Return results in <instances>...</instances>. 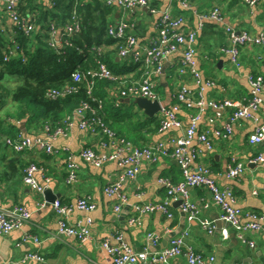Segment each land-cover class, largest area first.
Here are the masks:
<instances>
[{
    "label": "crops",
    "instance_id": "0c3cea01",
    "mask_svg": "<svg viewBox=\"0 0 264 264\" xmlns=\"http://www.w3.org/2000/svg\"><path fill=\"white\" fill-rule=\"evenodd\" d=\"M51 1L27 0L20 5V9L18 8L20 15L34 22V30L29 35H25L18 30L14 21L7 18L0 0V116L6 111L12 113L15 110V105L11 101V92L18 85L17 76L10 74L7 69L3 71L2 68H6L10 61L25 62L26 56L23 48L19 46L18 38L22 37L21 35L28 37L31 47H27V50L33 53L39 45L38 37L44 31L49 32L54 23L49 36L55 52L60 51L68 39L70 46L76 50L73 64L79 68L81 64L78 61L87 62L89 57L93 58L90 50L92 47L97 54L95 62L100 59L101 63L117 76L116 82L112 84L98 82L94 95L100 104L92 101L91 106L92 108L103 106V109L110 112L108 121H116L118 132L131 141V119L128 118L131 112L127 111L131 100L120 98L116 91L130 83L140 81L145 76L144 69L140 70L132 63V54L125 58L120 57L117 53L118 45L105 43V38L99 39L92 31L88 35L89 41L82 40L80 45H76L72 39L77 38L78 35L75 34L70 38L64 34L63 22L31 19L33 15L40 17ZM111 1L112 4L107 5V0H78L82 7V15L85 17L84 21L93 27L92 30L98 23L95 16L96 9L112 7L111 14L106 18L107 25H117L120 22L133 24L134 30L131 25V33L136 37L135 49L149 48L160 28L161 14L169 10L173 20L181 21L178 27L169 29V32L192 37L189 45L180 47L162 62V76L159 77L156 87V94L162 103H175L176 99L173 95L180 86L186 87L192 93L195 103L200 100L203 103L212 101L216 104L229 101L246 105L252 99L247 76L264 77V48L256 45L241 47L238 65L230 63L227 56L219 52V48L227 44L226 28L246 31L253 36L264 32V0H259L254 7L248 6L244 0H186L189 4L188 9H183L177 0H147L148 8L133 7L127 10L120 6L118 0ZM214 9H219L221 12L220 21L204 18ZM188 46L193 49V59L201 77L199 85L196 84L188 68L182 64V56ZM4 57H6L5 61H3ZM152 78L157 79L156 76ZM6 82L12 83L13 87H6L4 84ZM259 97L262 105L253 118L233 120V113L237 108L226 107L221 116L215 119L219 128L230 126L231 135L226 139H216L212 136V130L216 127L209 125L207 118L213 116L214 110L207 107L201 109L196 104L192 107L185 105L180 107L179 128L148 133L145 129L137 127L131 142L137 147L161 142L164 149L171 152L176 141L184 136L191 119L197 116L198 131L209 133L213 141V149L207 151L193 140L189 150H195L198 156L191 167L195 171L200 165L207 166L211 177L220 188L232 189L236 198L234 207L238 211L243 215L253 213L264 218V167L253 162L258 155H264V142L249 144V137L254 127L264 123V91ZM76 108L71 114L62 118L69 119L70 127L66 130L65 137L53 143L55 155L46 156L41 152L27 151L20 156L25 164L34 162L39 167L40 171L36 173L35 178L38 185L44 187L43 192L36 193L26 187L22 180V172L13 174L20 157H9L4 154L10 153L0 152V209L10 210L21 205L31 213L30 219L20 228L7 235H0V264H38L34 260L24 259L25 254L29 252L42 255L48 264H112L110 256L101 246L104 241L110 245L126 244L137 253L140 251L149 253L150 250L157 251L163 248L169 236H179L184 230L188 231L185 244L203 256H215L216 264H264V237L258 232L244 231L242 235L245 241L254 244L250 247L237 239L235 229L232 227L221 223L218 228L216 223L219 222L221 211L213 204L211 194L205 188L190 189L189 199L198 209L199 220L215 222L216 230L211 235L207 234L198 221L188 224L182 218L179 207L175 206L176 201H173L169 207L171 218H166L158 212L140 216L133 210L136 205L163 200L166 193L159 182L161 179H168L172 183L182 180L181 170L170 155L160 156L154 164L142 162L137 178L122 180H120L122 169L115 162L95 168L84 161H77V181L67 185L64 179L65 160L68 154L77 153L83 147L97 149V137L77 127ZM133 112L140 117L135 107ZM140 113L145 115L142 110ZM11 122L20 131L22 137H28V133L32 135L36 133L40 138H44V134L41 133L43 127L37 128L38 131L30 127L27 131L24 121ZM237 163L242 165L243 174L237 179H228L227 168ZM7 168L10 173L4 175ZM17 170L20 171V167ZM114 182H119L118 192L107 196L104 188ZM120 195L126 196L127 204L121 211L115 212L113 206L119 201ZM87 196L95 202L96 208L92 212H84L76 207V201L80 197ZM51 199L54 202L60 201L68 208L67 220L71 224L88 222L89 238L79 242L72 237L57 234L53 203L47 202ZM130 217L136 218L131 225L128 222ZM241 218L243 222H249V219ZM221 228H227L229 232L227 239H223ZM34 239L38 242L35 243ZM142 264H150V262L145 261ZM164 264L187 263L183 257H176Z\"/></svg>",
    "mask_w": 264,
    "mask_h": 264
},
{
    "label": "built area",
    "instance_id": "2783aa9c",
    "mask_svg": "<svg viewBox=\"0 0 264 264\" xmlns=\"http://www.w3.org/2000/svg\"><path fill=\"white\" fill-rule=\"evenodd\" d=\"M4 7V12L7 18H10L17 25L18 30H21L25 35H29L34 30V25L31 20L22 17L18 11V5L20 0H1ZM183 9H188L189 4L186 0H177ZM244 2L254 7L258 4L259 0H244ZM52 3V1H51ZM120 6L124 9H131L133 7H149L147 0H118ZM112 1L107 0V5H111ZM151 11H153L151 9ZM171 12L165 10L159 20L160 28H158L156 38L153 40L149 48H136V37L134 33H131V25L134 30V25L128 22H120L117 25H110L108 27V34L113 38L116 45L119 46V56L122 58L132 54V62L140 65L139 69H144L145 76L138 82L127 85L125 89L116 91L118 95L122 97L130 96V98H145L149 101L157 100L156 83L152 81V76H158L162 73V62L171 53L178 50L184 45H189L192 41V37H184L181 34L170 33L169 29L176 28L181 24L180 20H173L170 17ZM204 18L220 21L221 12L219 9H214L210 15ZM47 33L46 43L52 46V39L50 33L52 27ZM78 29V19L75 14L71 15L68 22L62 25V31L68 37H73ZM225 35L227 38V46L221 48L223 55L227 56L230 63L238 65L239 63V48L246 45H256L264 48V32L258 35H251L246 31H236L231 28L225 29ZM124 40L119 44V40ZM69 44L66 39L64 46ZM6 57L3 58V61ZM182 64L188 68L190 74L194 78L196 84L201 83L200 74L196 68L195 61L193 59V49L188 46L187 51L183 53ZM72 82L74 84H65L56 89H49L46 96L53 100H58L66 97L69 94L74 93L76 83L84 81L88 91L91 90L95 79H105L115 81L117 76L112 74L104 64L96 61V67L94 69L86 71L84 74L72 73ZM247 81L251 89L252 99L246 105H240L238 103H231L226 101L222 104H216L212 101L203 103L201 100L197 103L194 102L192 93L184 86L177 88L175 99L176 103L170 107H161L158 117V132H165L170 129L179 128L181 123L178 119V113L180 105L184 104L187 107L195 106L196 104L202 109L207 107L214 110V114L208 117L207 120L210 124L215 122L217 117H220L223 109L226 107L237 108L233 113V120H239L240 118H253V115L257 113L261 108L260 93L264 91V77L261 75H249ZM88 105L83 104L82 109L77 111L78 115H82V111L87 109ZM207 109L205 108V111ZM198 117H194L190 121V125L185 130L184 136L176 141L175 147L171 152L164 149L161 142H157L154 145L146 147H137L133 143L129 144L122 137L117 136L112 130H110L101 120L100 117L93 119L92 122L95 126L99 127L103 135L107 137L108 144L101 143V146L105 149L101 154H96L91 150H86L81 153V157L95 167H100L106 162H115L122 169L120 180L123 178L135 179L140 173V165L142 162L155 163L160 156L170 155L182 173V180L178 183H172L168 179H161L159 182L166 190V196L161 202L147 203L143 205L134 206L133 210L140 216L145 214H153L155 212L165 215L167 218H171L172 215L169 211L171 202L181 200L180 211L185 214V220L188 224L193 221H198L201 227L206 230L207 234L211 235L216 230V224L214 221L199 220L198 209L192 204L189 199V191L193 188H205L211 194L213 204L221 211L219 222L228 225L235 229L236 237L242 243H247L242 235L244 231H254L260 233L264 237V218L248 213L244 216L245 219H249V222H243L240 217V212L234 207L235 195L230 187L220 188L217 182L211 177L210 171L207 166L200 165L193 170L191 166L198 154L195 150H189L191 142L196 140L206 150L212 149V138L207 132L197 131ZM62 123H69V119H64ZM88 124V121L81 119L79 125L84 127ZM45 131L49 130V127L43 128ZM61 132L60 128H56L54 135ZM231 135L230 126L226 125L223 128L214 129L212 136L215 138L226 139ZM264 142V123L254 127L252 135L249 137V144L256 145ZM39 146H43V142L37 141ZM29 145V141H24L19 145H14L16 151L22 150L25 146ZM257 165L264 167V155H258L254 161ZM74 164H70L71 169L66 182L75 181ZM35 171V167L32 166L28 169V175L25 179L26 184L31 190L36 193H41L44 187H40L37 181L32 176ZM243 167L240 163L235 164L233 167H229L226 172L228 179H236L243 174ZM119 182H114L108 185L104 189V193L107 196L114 195L118 192ZM256 194V193H255ZM119 201L113 206L115 212L121 211L123 205L127 202L125 195L119 196ZM55 213L57 215V234L67 237L77 238L83 242L89 238V224L88 222L82 225L78 222L75 226H71L65 222L67 218L68 210L65 207L55 201L53 203ZM95 203H90L88 199L80 200L78 202V209L83 211H93L95 209ZM29 218L28 212L22 208L17 207L14 210L0 214V235L9 234L14 228L19 227L22 222ZM136 218H129L128 222L133 224ZM220 233L223 239H227L229 232L227 228H221ZM188 235V231L184 230L179 236L173 237L169 240L168 245L154 253H137L130 246L119 243L110 245L107 241L102 243V248L110 256L112 264H142L145 261H149L150 264H163L167 260L176 256L183 255L188 264H216L215 256H203L195 252L191 247L187 246L184 242L185 237ZM120 240V239H118ZM250 247H253L252 242L247 243ZM25 260L39 261L41 264H48L45 260L37 255L31 253L24 256Z\"/></svg>",
    "mask_w": 264,
    "mask_h": 264
},
{
    "label": "trees",
    "instance_id": "16d2710c",
    "mask_svg": "<svg viewBox=\"0 0 264 264\" xmlns=\"http://www.w3.org/2000/svg\"><path fill=\"white\" fill-rule=\"evenodd\" d=\"M24 1H27V0H20L19 5H18L19 9H20V5ZM48 3H49V7L43 12V14L40 17H37V15L35 16L33 15L31 16V19L36 20L37 18L38 20V18H41L44 21L48 19L49 22L59 21V22H63L64 24L66 21L70 20L71 15L75 14L78 19V29L75 33L78 36L77 38H73L72 40H74V43L76 45H80V42L82 40L89 41L88 35L89 33H91V31L99 39L105 38V41H104L105 43L114 44L113 38L107 35L109 25H107L108 22L106 19L107 16L111 14L112 7L105 6V7L96 9L95 16H96V19L98 20V23L95 29L92 30L93 27H91L90 24L84 21L85 17L82 15V7L80 6L78 0H52V3L50 2ZM46 35H47L46 31H44L42 32V35L38 37L39 45H38L37 50L33 53H30L27 50V47H31V44L28 43L29 38L25 37L24 35H21L22 37H19L18 40H19V46L23 48L25 56H26L25 62H21L20 60L10 61L9 65L6 68H2L3 71L7 69L10 74L16 75L17 76L16 79L20 81L21 83L20 85L16 86V89L14 91L11 92V101L15 105V110L12 113H9L8 111H6L3 116L2 115L0 116V152L1 151L8 152L10 154H4V155L9 156V157L15 156L17 158L25 154L27 151L41 152V153H44L46 156L55 155L56 151L54 150L53 143L57 139L65 137L66 130L70 127L69 123H66V124L62 123V121L64 120L62 118L71 114V111L77 107L75 110L77 127L81 130L88 131L93 136L97 137V144H96L97 149H92L90 147H83L77 153L68 154L65 160V179L64 181L67 185H72L76 183L77 181L78 167L76 165V162L84 161L88 163L81 157V153L86 150H91L96 154H101L103 151H105V149L101 146V143L105 142L106 144H108L107 137L103 135L99 127L94 125V123L92 122L93 119L100 117L102 122L110 130H112L117 136H120L129 142L132 141L133 134L137 132L136 131L137 127H139L140 129H145L148 133H155L156 131H158L159 120H158V115H155L153 118H149L145 115H142L140 113V110L131 100V103L128 104V107H127V111L131 112L128 115V118L131 119V125H130L131 141L130 139L128 140V138L126 139L125 137H123L124 135L119 133L118 130L116 129V126H117L116 121H110V120L108 121L107 118L110 115V112L106 111V109H103V106L102 107L99 106L98 108H92L91 106L92 101L96 102V104L98 105L100 104L98 101H96V98L94 95L95 88L98 82L99 83L106 82V83L112 84L113 81L111 80L95 79L90 91H88L85 82L82 81V82L75 84L77 90L74 93L69 94L66 97L58 99V100H53V99L48 98L46 96V93L49 89H54V88L56 89L65 84H74L71 78L72 73L77 72L82 75L86 71L94 69L96 67L95 58H97V54L96 52L94 53V50H92L91 53L93 54V58L89 57V60H87V62H82L81 60L78 61V63L81 64V66L77 68L76 64H73V60L76 57V50L70 46V41H69V44L66 46V48L62 46L60 51L55 52L52 46L48 47L46 43V39H47ZM0 60H1V50H0ZM96 61L102 62L100 59ZM121 89L123 88H119V90ZM83 104H87L88 108L83 110L82 115L80 116L77 114V111L79 109H82ZM134 107L135 109H137V112L140 114V117L137 116L136 113L133 112ZM94 109H97V110H94ZM106 112H107V115H106ZM81 119L87 120L88 124L84 127H81L79 125V122ZM12 120H15L17 122L24 121L25 129L27 131L30 130L29 129L30 127L35 128L34 130L36 131H38V129H41L42 127L43 128L49 127V130L48 131H45V129L42 130L41 133L44 134V138H40L36 133H34L33 135L28 133L27 134L29 135L28 137H22L20 131L11 122ZM119 125L121 124L119 123ZM56 128H60L61 132L54 135ZM24 141H29V145L25 146L20 151H16L14 149V145H19ZM37 141L43 142L44 143L43 146H39L37 144ZM71 163L75 165L73 170H74L76 178H75V181L66 182V179L71 170L69 168V165ZM107 163L109 162L103 163V165L100 167H103ZM88 164L91 165L90 163ZM32 166L35 167V171L33 172L32 176L34 177V179H36L35 175L37 172L40 171L39 167L34 162H29L25 164V161H23L21 157L18 159V165L15 167L13 171V174L16 172L23 173L22 174L23 183L29 189L30 187L26 184L25 179L28 175V169ZM18 167H20V171L17 170ZM100 167H95V168H100ZM9 173H10V170L7 168L3 174L8 175ZM85 199H88L90 203H93V204L95 203L93 199L89 196L80 197L76 201V207L78 208V202L80 200H85ZM57 202L60 204V206L65 207L68 210V208L62 205L60 201H57ZM16 207H24V206L17 205ZM84 212H92V211H84ZM55 216H56V223H57L58 218H57L56 213H55ZM30 217H31V213L29 214V218L27 220L22 222V224L19 227L14 228L13 230L20 228L25 222H27L30 219ZM67 217H68V214H67ZM65 222L71 226H75L77 224V223L71 224L67 220V218L65 219ZM80 223L82 225L85 224L83 222H80ZM60 236H63V235H60ZM26 239L27 238H24V240ZM74 239L78 240L77 238H74ZM34 242L37 243L38 240L34 239ZM29 253L32 254V252H29Z\"/></svg>",
    "mask_w": 264,
    "mask_h": 264
},
{
    "label": "water",
    "instance_id": "95a60500",
    "mask_svg": "<svg viewBox=\"0 0 264 264\" xmlns=\"http://www.w3.org/2000/svg\"><path fill=\"white\" fill-rule=\"evenodd\" d=\"M129 100H131V99H129ZM132 102L137 106L138 109L142 110L143 113L149 118H153L161 109V105L157 100L156 101H149L145 98H134V99H132ZM47 202L52 204L54 202V200L51 199L50 201H47ZM180 205H181V200H177L175 202V206L179 207ZM181 216L183 219L185 218V214L182 213ZM216 224H217L218 228L221 226L220 222H217ZM173 237H175V236H172V237L169 236L166 239V241L164 242V247L167 246L168 241ZM159 250L160 249H158L157 251H159ZM142 252L143 251H140V253H142ZM149 252L153 253L155 251L150 250Z\"/></svg>",
    "mask_w": 264,
    "mask_h": 264
},
{
    "label": "bare ground",
    "instance_id": "6f19581e",
    "mask_svg": "<svg viewBox=\"0 0 264 264\" xmlns=\"http://www.w3.org/2000/svg\"><path fill=\"white\" fill-rule=\"evenodd\" d=\"M68 22V21H67ZM19 31H21V30H19ZM22 32V31H21ZM109 35V34H108ZM110 36V35H109ZM114 41V40H113ZM124 42V40L122 39V40H119L118 41V43L119 44H121V43H123ZM114 46L116 45V43H115V41H114V44H113ZM227 46V44L226 45H224V46H222V47H220L219 48V52L223 55V53L220 51L221 50V48H223V47H226ZM241 48V47H240ZM239 48V49H240ZM91 51L93 50V48L91 47V49H90ZM118 53V55H119V52H117ZM182 59H183V56H182ZM184 66V65H183ZM185 67V66H184ZM116 82V80L113 82V83H115ZM129 85H131V83L129 84ZM55 89V88H54ZM123 89H125V87L123 88ZM176 95V94H175ZM117 96H119L120 98H122V99H129V97L130 96H126V97H122V96H120V95H117ZM156 101V100H155ZM157 101L160 103L161 101L159 100V98H157ZM177 102V101H176ZM175 102V103H176ZM175 103H171V104H162V103H160V105H161V107H170V106H172V105H174ZM184 104H181L180 105V107L181 106H183ZM156 115H158V117H159V114L157 113ZM217 121L215 120V122L213 123V124H209V125H211V126H214V127H216V129H219V127L217 126ZM223 128V127H222ZM199 130V128H198V126H197V131ZM212 132H213V130H212ZM208 135H209V133H208ZM124 139V138H123ZM216 139H221V138H216ZM125 140V139H124ZM126 142H128L129 144H131V142H129V141H127V140H125ZM212 149H213V145H212ZM211 149V150H212ZM211 150H207V151H211ZM156 163V162H155ZM152 164H154V163H152ZM233 166H235V164L233 165ZM233 166H229V167H233ZM120 167V166H119ZM228 167V168H229ZM228 168H227V171H228ZM237 179V178H236ZM36 180V179H35ZM165 193H166V190H165ZM166 196V195H165ZM161 202V201H160ZM172 203V202H171ZM127 204V202L124 204V205H126ZM145 204H147V203H145ZM193 204V203H192ZM123 205V206H124ZM171 205V204H170ZM170 207V206H169ZM15 208H17V207H15ZM15 208H13V209H0V214H5V213H7V212H10V211H12V210H14ZM25 209V208H24ZM27 212H28V214H30V212L27 210V209H25ZM170 211V210H169ZM240 212V211H239ZM156 213V212H155ZM245 216V214L243 215L241 212H240V217H244ZM87 223V222H86ZM129 225H131V223H129ZM236 232V231H235ZM183 233V232H182ZM169 242V241H168ZM168 245V244H167ZM165 248V247H164ZM144 253H148V252H144ZM32 255H37V256H39V257H41V258H43L44 260H45V262H47V260L43 257V256H41V255H39L38 253H34V252H32ZM176 257H183L184 259H185V261H186V263L188 264V262H187V260H186V258L183 256V255H179V256H176ZM176 257H174V258H172V259H175ZM169 260H171V259H169ZM168 261V260H167ZM38 262V264H41L39 261H37ZM48 263V262H47ZM164 264V263H163Z\"/></svg>",
    "mask_w": 264,
    "mask_h": 264
},
{
    "label": "rangeland",
    "instance_id": "374dc122",
    "mask_svg": "<svg viewBox=\"0 0 264 264\" xmlns=\"http://www.w3.org/2000/svg\"><path fill=\"white\" fill-rule=\"evenodd\" d=\"M132 63H133V62H132ZM133 64H134V63H133ZM134 65H135L137 68L140 67V65H137V64H134ZM153 76H155V75H153ZM161 76H162V74L156 76L157 79H153V78H152V81L155 82V83L157 84L158 79H159V77H161ZM16 82H17L18 85H20V83H21V82L18 81V80H17ZM4 84H5V86L8 87V88H12V87H13V84H12V83L6 82V83H4ZM18 85H17V86H18ZM119 91H120V90H119ZM176 91H177V88H176ZM176 91H175V92H176ZM173 96L175 97V95H173ZM160 103H162V102H160ZM162 104H164V103H162ZM2 112H3V109H2ZM58 122H60V121H58ZM58 122H56V123H58ZM207 123L210 124V123L208 122V120H207ZM215 129H216V128H215ZM212 145H213V142H212ZM32 191H33V190H32ZM34 192H35V191H34ZM218 219H219V218H218Z\"/></svg>",
    "mask_w": 264,
    "mask_h": 264
},
{
    "label": "clouds",
    "instance_id": "9594fccd",
    "mask_svg": "<svg viewBox=\"0 0 264 264\" xmlns=\"http://www.w3.org/2000/svg\"><path fill=\"white\" fill-rule=\"evenodd\" d=\"M136 98H140V97H136ZM133 99H134V98H133ZM131 100H132V99H131ZM160 110H161V109H160ZM159 112H160V111H159ZM159 112H158V113H159Z\"/></svg>",
    "mask_w": 264,
    "mask_h": 264
}]
</instances>
